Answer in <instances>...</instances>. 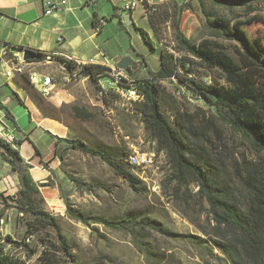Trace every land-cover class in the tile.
Instances as JSON below:
<instances>
[{"label":"rangeland","instance_id":"374dc122","mask_svg":"<svg viewBox=\"0 0 264 264\" xmlns=\"http://www.w3.org/2000/svg\"><path fill=\"white\" fill-rule=\"evenodd\" d=\"M134 2L139 1L117 0V13ZM185 3L186 0H170L156 6L152 11L156 32L151 27L148 16L147 20L135 21L138 28L148 33L154 45L153 50L145 44L134 26L125 25L126 13L115 17L111 1L100 0L99 8L108 23L103 33L98 35L97 42L111 58L131 54L132 57H125H130L137 69L127 71L130 79L152 78L160 69V54L163 50L175 57H184L183 53L178 52L175 24ZM208 10L227 19L232 15L222 8L209 6ZM142 12L141 4L134 11V19ZM182 13L181 30L186 38L193 43L208 39L204 27L205 17L200 6L195 2L192 10ZM236 13L239 14L240 11ZM246 31L251 36H261L264 40V20L248 26ZM229 49L230 47L227 50ZM116 63L112 66L116 67ZM62 65L58 59L48 57L42 65L36 67L39 72L57 79V86L50 97H42L30 82L26 85L28 92L21 91L22 95L44 117L63 125L66 136L62 139L80 141L90 148L104 152L137 177L146 187V191L135 193L100 158L73 149L69 142L56 141L55 144L48 134L34 133L31 142L24 143L20 151L24 157H30L37 154V148L40 153L34 165L44 167L46 163L48 169L45 170L51 172V176L39 186L52 187L45 188L41 196L46 200L50 193L56 192L57 186L72 208L91 221L84 225L71 219L65 212L50 210L46 203V209L55 217L61 234L70 246L75 259V263H72L71 258L61 249L57 232L51 227L38 225L29 212L22 211L17 200L20 190L18 188L7 197H0L2 209L5 210L0 218V227L12 241L4 242L5 253L24 264H39V257L44 251H48L47 257L57 264H236L218 246L220 243H227L223 242L218 234L219 230H216L206 200L174 196V186L168 181L172 170L165 156L158 154L156 146L150 142L143 121L134 112L132 101L125 100V105H105L101 90H112L114 95L119 94L108 77L101 79L99 89L80 73L77 77H73V74L70 77L63 71ZM192 69L194 73L189 78L197 83H224L220 72L208 71L197 64ZM161 84L170 96V106L175 101V105L190 115L187 117L188 122L193 124L196 132L203 134L200 137L205 139L211 156L232 182L239 204L246 205L249 192L245 166L251 162H260L264 159V154L254 152L241 135L222 123L206 103L194 99L191 92L177 80L163 81ZM1 90L2 100L13 98L7 87ZM12 100L8 104L9 110L19 116L24 109L15 98ZM29 130L32 128L27 131ZM15 136L20 137L17 133ZM54 151L61 161L57 172L52 171L48 162H45V158ZM130 157L141 162L145 159L151 161L132 165L128 162ZM31 175L36 181L46 177L38 169H34ZM41 196H37L35 202L39 207H45ZM93 219L111 224L129 221L126 225L152 253V257L148 259L134 244L133 237L125 231L114 230L105 224L96 223ZM144 221L154 223L163 232L143 225ZM182 237L195 239L188 241ZM21 243L29 248L20 247ZM30 251L35 252L34 256H29Z\"/></svg>","mask_w":264,"mask_h":264},{"label":"trees","instance_id":"16d2710c","mask_svg":"<svg viewBox=\"0 0 264 264\" xmlns=\"http://www.w3.org/2000/svg\"><path fill=\"white\" fill-rule=\"evenodd\" d=\"M141 2L151 27L156 32L152 22V11L156 6H151L146 0ZM195 2L204 14V27L208 37L200 43H193L187 39L181 30L182 12L192 10ZM209 6L222 8L232 15L228 19L220 17L209 11ZM236 11L240 13L237 14ZM115 14V17H119ZM261 14L264 15V0H186L175 24L178 52L183 53L184 57H175L163 50L160 54V69L156 75L149 79L133 80L132 83L142 97L141 101L133 102L134 112L143 121L149 140L156 146L157 153L165 156L172 170L168 181L174 186V196L199 197L206 200L216 230H219L218 234L223 242L227 243H220L218 246L223 254L236 264H264V159L245 166L246 186L249 193L246 205L242 206L239 204L232 182L211 156L205 139L200 137L203 134L196 132L193 124L188 122L187 117L190 115L175 105V101L170 106V96L161 82L177 80L191 92L194 99L206 103L222 123L241 135L254 152L259 155L264 154V40L261 36H251L246 31L248 26L263 22L264 18ZM97 19L98 16L95 14L93 21L95 27L98 25ZM120 23L122 24L121 18ZM134 28L141 34L145 44L153 49L154 45L148 33L141 28ZM8 47L16 52L26 49L9 45ZM229 47L231 50H227ZM33 51L38 56L37 60L32 61L34 63L44 62L48 57L55 58L38 50ZM56 59L65 64L70 71L74 70L76 64L73 61L60 57ZM196 64L208 71L220 72L224 83L217 81L211 84L197 83L189 78L194 73L192 68ZM107 70L104 65L89 63L83 66L80 74L100 89L99 82L102 78L108 77ZM27 83L29 81L26 76L18 78L17 85L24 92H28ZM101 91L105 105L122 103L119 94L114 95L112 90ZM0 110H4L6 118L16 125L15 118L1 100ZM56 141L69 142L73 149L100 158L115 171L116 175L122 177L135 193L141 194L146 191V187L137 177L104 152L76 140L56 138ZM17 145L19 147L21 143L18 141ZM0 156L11 166L12 171L18 174L20 190L17 200L22 211L29 212L38 225L53 228L59 237L62 251L71 258L72 263H75L68 242L61 234L55 217L46 209V202L41 196L39 187L18 150H13L0 140ZM43 168L48 169L46 163ZM37 196L42 197L45 207L36 204ZM64 199L65 213L71 219L88 225L91 220L77 213L65 197ZM4 213L5 210L2 209L0 218ZM93 220L114 230L125 231L133 237L134 244L148 259L152 257V253L126 225L129 221L111 224L98 219ZM143 225L163 232L149 221H144ZM182 238L188 241L195 239ZM4 242L12 241L6 237ZM4 244H0V264H24L6 254ZM19 246L29 248L22 243ZM34 254L35 252L30 251L29 256ZM47 256L48 251H44L39 257V264H57Z\"/></svg>","mask_w":264,"mask_h":264},{"label":"crops","instance_id":"0c3cea01","mask_svg":"<svg viewBox=\"0 0 264 264\" xmlns=\"http://www.w3.org/2000/svg\"><path fill=\"white\" fill-rule=\"evenodd\" d=\"M54 2L66 1L67 5L51 16L44 14L43 0H0V50L5 46L24 47L26 49L38 50L66 60L82 61L89 64H100L104 66H112L120 58L131 56L130 53L122 54L111 58L102 50L101 44L97 42L98 35L103 33V29L107 26V19L101 13L100 0H96L94 5L88 4L86 0H52ZM114 5V13L117 10V0H108ZM138 5L143 6L141 0H138ZM151 6H158L169 2L170 0H146ZM178 1V0H177ZM180 2V1H179ZM137 5V6H138ZM136 10V9H135ZM134 10V11H135ZM134 11L129 15L132 17L133 24L137 20H147V14L143 6V12L134 19ZM98 16L97 23L106 21V25L99 28L93 24L94 15ZM116 13L115 15H117ZM138 28L136 25L134 26ZM135 30V28H134ZM63 41L60 42L59 40ZM11 52L17 54L19 52L10 49ZM132 57V56H131ZM6 67L4 63H0V100L1 89L7 87L12 92V97L15 98L18 104L24 109L19 116H16L9 110V105H4L11 112L16 120V125H13L5 116V111L0 110V131L4 134L17 133L20 137H16L21 143L18 148L20 156L24 163L28 165L30 174L34 169L41 170L46 174L45 178L34 182L38 185L40 193L45 192V188L52 186H39L51 176V172L45 170L42 166L34 165L38 159L39 151L36 148L37 154L24 157L20 151V147L26 142H31V136L34 133L48 134L53 142H56L55 137L65 138L66 129L59 122L44 117L41 112L27 100L21 93V89L17 85L18 78L9 81L5 77ZM17 92V93H15ZM14 95H17L14 96ZM12 98V99H13ZM10 99L12 103V99ZM27 131L28 129H31ZM56 144V143H55ZM34 145V144H33ZM56 151V145H55ZM50 154L45 158L50 169L54 172L59 170L61 165L60 159L56 153ZM43 161V158H41ZM49 159V160H47ZM47 160V161H46ZM30 165H33L30 166ZM32 167V169H30ZM20 189L19 177L16 172H13L11 166L5 162L0 156V197L8 196L9 193ZM56 192L50 193L45 200L50 210H56L60 213L65 212V199L59 188L55 187ZM2 209L0 199V211Z\"/></svg>","mask_w":264,"mask_h":264},{"label":"built area","instance_id":"2783aa9c","mask_svg":"<svg viewBox=\"0 0 264 264\" xmlns=\"http://www.w3.org/2000/svg\"><path fill=\"white\" fill-rule=\"evenodd\" d=\"M86 1L88 4L94 5L96 0ZM66 5V1L54 2L52 0H43L44 14L46 16H51L57 12H60L62 8ZM137 5L138 3L135 2L131 5H127L125 9L118 10V15L120 17L122 16V13H126L127 15H129L136 9ZM105 25L106 21H100L98 27L102 28ZM59 41L62 42L63 40L60 39ZM10 49V47L5 46L0 50V63H4L6 67L5 77L9 81H11L17 77L26 76L30 84L42 97H50L57 86V79L51 75L41 73L36 69V67L42 65L43 62H24L22 51L15 54L11 52ZM69 61H73L76 64L74 70L70 71L65 64L62 65V69L69 76L73 74V77H77V74L80 73L81 69L84 65H86V63L71 59ZM106 67L108 68L106 74L108 75V78L110 79L112 84L116 86L117 91L121 96L122 103L124 105L125 100H132V103L142 100L141 95L135 89L134 84H132L133 80L128 77L127 71L119 70L117 67L114 66ZM103 91L105 92V89ZM100 94L103 95V92L100 91ZM0 140L3 141L5 144L9 145L13 150H18L19 148L17 145V139L11 133L5 135L2 131H0ZM149 161L151 160L145 159L141 162L134 157H130V159L128 160V162L132 165H137L139 162L148 163ZM5 238L6 236L2 228L0 227V244L4 243Z\"/></svg>","mask_w":264,"mask_h":264},{"label":"water","instance_id":"95a60500","mask_svg":"<svg viewBox=\"0 0 264 264\" xmlns=\"http://www.w3.org/2000/svg\"><path fill=\"white\" fill-rule=\"evenodd\" d=\"M124 23L126 26L130 27L133 25V20L132 17L130 15H127L124 18ZM23 53V60L24 62H32L38 59L37 54L35 53V51L31 50V49H24L22 51ZM116 67L119 70H123V71H135L137 69V65L133 62V60L130 57H123L122 59H120L117 63H116ZM10 102V99H5L2 101L3 105H8ZM9 132L6 131L5 135H8ZM30 169H32V167H30ZM45 186V185H44ZM46 186H50V185H46Z\"/></svg>","mask_w":264,"mask_h":264},{"label":"bare ground","instance_id":"6f19581e","mask_svg":"<svg viewBox=\"0 0 264 264\" xmlns=\"http://www.w3.org/2000/svg\"><path fill=\"white\" fill-rule=\"evenodd\" d=\"M132 101V100H131ZM2 244H4V243H2Z\"/></svg>","mask_w":264,"mask_h":264}]
</instances>
